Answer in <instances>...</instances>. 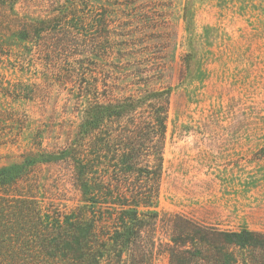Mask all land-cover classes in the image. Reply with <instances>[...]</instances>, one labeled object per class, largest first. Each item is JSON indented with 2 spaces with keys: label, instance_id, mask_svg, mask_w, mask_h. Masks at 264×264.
Returning a JSON list of instances; mask_svg holds the SVG:
<instances>
[{
  "label": "rangeland",
  "instance_id": "374dc122",
  "mask_svg": "<svg viewBox=\"0 0 264 264\" xmlns=\"http://www.w3.org/2000/svg\"><path fill=\"white\" fill-rule=\"evenodd\" d=\"M87 1L67 19L77 44H42L50 55L0 33V168L36 161L33 194L59 215L80 194L51 151L77 130L81 86L169 87L155 264L170 214L264 231V0Z\"/></svg>",
  "mask_w": 264,
  "mask_h": 264
},
{
  "label": "trees",
  "instance_id": "16d2710c",
  "mask_svg": "<svg viewBox=\"0 0 264 264\" xmlns=\"http://www.w3.org/2000/svg\"><path fill=\"white\" fill-rule=\"evenodd\" d=\"M33 1L48 8L33 12L20 9L21 0H0V33L14 44H40L44 55L52 49L42 44H67V34L77 44V24L67 19L81 6L94 10L87 0ZM103 85L81 86L77 130L51 151L80 194L75 206L58 215L42 205L32 188L36 161L0 168V264H155L171 89L116 94V84ZM168 221V264H264V231L219 228L178 213Z\"/></svg>",
  "mask_w": 264,
  "mask_h": 264
}]
</instances>
